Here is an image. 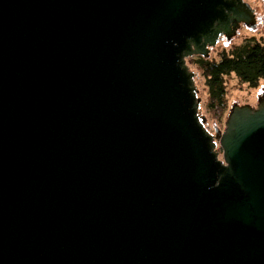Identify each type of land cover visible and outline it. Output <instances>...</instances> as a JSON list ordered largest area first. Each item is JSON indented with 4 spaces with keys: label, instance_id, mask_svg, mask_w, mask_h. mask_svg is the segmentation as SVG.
Here are the masks:
<instances>
[{
    "label": "water",
    "instance_id": "obj_1",
    "mask_svg": "<svg viewBox=\"0 0 264 264\" xmlns=\"http://www.w3.org/2000/svg\"><path fill=\"white\" fill-rule=\"evenodd\" d=\"M242 22L243 0H0V264H264V86L211 133L186 63Z\"/></svg>",
    "mask_w": 264,
    "mask_h": 264
},
{
    "label": "trees",
    "instance_id": "obj_2",
    "mask_svg": "<svg viewBox=\"0 0 264 264\" xmlns=\"http://www.w3.org/2000/svg\"><path fill=\"white\" fill-rule=\"evenodd\" d=\"M250 41L222 50L217 58L199 55L189 58V63L195 66L203 80L209 110L220 111L223 108L226 77L233 74L250 87H257L264 80V40ZM194 81L196 83V79Z\"/></svg>",
    "mask_w": 264,
    "mask_h": 264
},
{
    "label": "rangeland",
    "instance_id": "obj_3",
    "mask_svg": "<svg viewBox=\"0 0 264 264\" xmlns=\"http://www.w3.org/2000/svg\"><path fill=\"white\" fill-rule=\"evenodd\" d=\"M254 6L255 11L259 15H263L258 27L253 29H241L238 33L230 38L228 41H221L218 45L211 48L208 58H217L219 52L222 50H229L230 47L244 43L245 41H263L264 40V0H248ZM251 42V41H250ZM195 58V56H192ZM186 59V63L190 70L195 73L194 79H196V87L198 89V96L201 98L200 114L205 117V124L211 133H214L215 128L223 130L225 122L229 114L230 107L233 101H236L237 105L248 104L255 107L257 104V93L259 89L264 86V80H261L257 87H250L246 83L239 81L235 75H230L227 78L226 89L224 94V106L220 111H212L207 107L208 98L206 89L203 86V80L199 78L198 72L194 65L189 63V58Z\"/></svg>",
    "mask_w": 264,
    "mask_h": 264
},
{
    "label": "flooded vegetation",
    "instance_id": "obj_4",
    "mask_svg": "<svg viewBox=\"0 0 264 264\" xmlns=\"http://www.w3.org/2000/svg\"><path fill=\"white\" fill-rule=\"evenodd\" d=\"M244 2H246L252 9H253V11H254V16H255V19H256V26L258 25V24H260V22H261V20H262V17L261 16H258V14L256 13V11H255V8H254V6L251 4V2H249L248 0H243ZM241 29H252V28H250L249 27V25H247V24H245V23H240L239 24V27H237V29L235 30V33H234V35L233 36H235L237 33H238V31H240ZM232 36V37H233ZM232 37H230V38H232ZM230 38H227L225 35H220V37H219V42L216 44V45H218L221 41H227V40H229ZM215 45V46H216ZM213 48V47H212ZM211 50V49H210ZM258 100L260 101V100H264V90H262V92L260 93V94H258ZM257 104H258V102H257ZM200 109H201V107H200ZM205 126H206V124H205ZM207 127V126H206Z\"/></svg>",
    "mask_w": 264,
    "mask_h": 264
}]
</instances>
